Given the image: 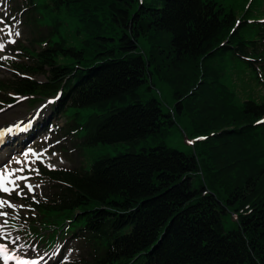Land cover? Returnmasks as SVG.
<instances>
[{"label":"trees","instance_id":"trees-1","mask_svg":"<svg viewBox=\"0 0 264 264\" xmlns=\"http://www.w3.org/2000/svg\"><path fill=\"white\" fill-rule=\"evenodd\" d=\"M23 2L37 31L0 91L31 104L60 92L54 117L93 110L71 126L80 148L130 146L89 170L43 171L54 191L35 204L26 238H73L78 264H264V99L238 103L222 79L230 58L264 77V30L243 39L242 22L214 0H45L40 20L37 0ZM59 14L82 21L79 46L50 39ZM155 81L171 91L170 112ZM173 126L195 141L189 152L135 147Z\"/></svg>","mask_w":264,"mask_h":264},{"label":"rangeland","instance_id":"rangeland-1","mask_svg":"<svg viewBox=\"0 0 264 264\" xmlns=\"http://www.w3.org/2000/svg\"><path fill=\"white\" fill-rule=\"evenodd\" d=\"M214 1L222 5L227 11H231L235 19L242 22L243 25L239 28V34L243 39L258 40L260 38L258 33L264 30V0ZM44 2L45 0H37L39 5H43ZM24 6L22 0H0V43H3L5 46L4 51L0 52V57H6V59L0 58V80L4 83H6V78L15 72L12 62L21 64L27 59L22 53L28 44L25 42H28L34 35L32 30H37L35 24L27 25L24 22V17L27 14L25 12L28 9H24L23 12L19 13L20 9ZM38 10L41 13H46L47 11L43 6H40ZM34 16L37 17L36 14ZM57 18L60 22L58 32L54 33L50 39L56 41L63 38L67 45L79 46L86 38L81 30L82 21L79 20V17L69 14H59ZM103 25L105 28H108L107 23ZM16 31L21 33L19 37L14 35ZM108 37L117 38L118 36L109 34ZM136 39L139 40L142 49L145 50L147 45L140 37H136ZM12 40L16 42L14 44L10 43ZM110 44L113 43L111 42ZM257 65L261 66V64ZM31 78L44 81L45 76L32 75ZM222 79L228 85L231 92L234 93L238 103L244 100L261 102L264 99V77L261 79L257 78L251 71L248 63L241 59L230 58L224 63ZM151 91L152 96L161 102L163 110L170 112L174 102L170 89L166 85L155 81V86L152 87ZM55 95L42 99L33 105L27 97H18L11 92L0 91V128L9 127L10 124H13L10 127H14V125H22L26 121H31L25 134L18 135L12 133L6 144L2 146L4 148L3 156H6L4 161L10 162L13 157H19L24 150L31 146L35 153H43L39 159L36 157L28 161L30 168L37 169L38 174L30 170L26 171L24 174L28 175L30 179L20 182L21 184L31 182L33 186L39 184L40 187L35 189L34 193L27 194L25 198L17 197L15 194L12 196L0 194V197L4 199L26 206L25 208H17L15 210L2 209L8 212V216L0 218V223L4 219L8 220L9 225L4 229L8 239H15L17 236L20 238L14 247L19 249L23 245V251L19 253L23 258L33 259L39 263L42 260L41 257H43L49 259L47 264H75L73 262H78L83 256V248L74 239H70L65 245H56L52 249L47 250L44 246H39L38 243H27L22 235L17 234L19 230L25 228L31 219L36 216L33 203L41 198L49 197L54 191V182L45 177L42 171L71 170L76 168L89 170L91 163L97 158L103 155L114 157L119 153L125 152L130 146L120 143L98 144L87 149L80 148L77 145V138L83 134V131L80 129L74 132L71 126L74 124L83 125L89 115L93 113V110L90 108L75 109L68 107L61 113V117H52V121L47 126V122L44 123L43 118L46 117V120L51 118L52 103H49V101L57 100ZM37 112L40 113L39 119H34V114ZM179 123L185 128L184 123ZM187 141L191 140L186 137L183 129L173 126L169 129L166 137H159L157 139L148 138L136 144L135 147L138 150L142 148L148 149L155 146L157 142H163L168 147L189 152L192 144L187 143ZM45 149H47L46 152L44 151ZM52 152L57 153V155L51 156ZM24 166L23 164L22 167ZM25 192H27L26 189ZM33 195L35 196V200L32 198ZM13 217L17 218L13 219ZM224 224L226 228L229 227V220L226 219ZM0 243H7V240L0 241ZM9 264H14V262L9 261Z\"/></svg>","mask_w":264,"mask_h":264},{"label":"snow or ice","instance_id":"snow-or-ice-1","mask_svg":"<svg viewBox=\"0 0 264 264\" xmlns=\"http://www.w3.org/2000/svg\"><path fill=\"white\" fill-rule=\"evenodd\" d=\"M237 25H239L240 21L238 20ZM235 29H233L234 31ZM15 36L19 37L21 33L19 31H16L14 33ZM15 40L10 41V43H15ZM4 44L0 43V52L4 51ZM3 59H6V57H0ZM59 97L57 96V99ZM55 101L50 100L49 103H54ZM40 113L37 112L34 114V119H39ZM258 123H264V121H260ZM31 124V121H29V125ZM14 130L23 131L24 129L20 128V125H14V127H4L0 128V154L4 153V148L2 147L7 140L10 138V135L14 132ZM197 140H204L207 139V137H197ZM195 141H187V143L192 144ZM57 143H59L57 141ZM31 151V150H30ZM45 152L47 149L44 150ZM39 159L43 153L37 152L32 153ZM29 155V152L24 153V156L27 157ZM57 153L52 152L51 156H56ZM14 162L17 165L24 164V167H12L11 163ZM53 167H55L53 165ZM32 171L36 172L38 174V170L35 168H30L29 163L26 161H22L18 158L13 157L12 161H2L0 162V194H6L8 196H12L15 194L17 197L25 198L27 194L34 193L35 189L39 188L40 185L36 184L33 186L30 183H23L30 179V177L24 173L26 171ZM25 189L27 192H25ZM33 200H35V196L33 195ZM26 206L23 204H16L10 200L4 199L0 197V218L8 216V212L3 211L2 209L8 208V209H17V208H25ZM17 217H13V219H16ZM9 225V222L7 219H4L2 223H0V241L7 240V243H0V261H2V264H9V261H13L14 264H38L36 260L33 259H25L23 258L19 253L23 251V245L19 247V249L15 248L16 242L20 239L18 236L15 237V239H8V237L5 235L4 229ZM35 250V249H33ZM43 259V257H41Z\"/></svg>","mask_w":264,"mask_h":264},{"label":"bare ground","instance_id":"bare-ground-1","mask_svg":"<svg viewBox=\"0 0 264 264\" xmlns=\"http://www.w3.org/2000/svg\"><path fill=\"white\" fill-rule=\"evenodd\" d=\"M12 125H13V124H10L9 127L12 126ZM30 150H31V151H30ZM26 152H29V155H28L27 157L24 156V153H26ZM32 153H35V152L33 151L32 146H31V147H29L28 149L24 150V151L22 152V154H21L19 157H15V158H18V159H20V160H22V161H26V162H28V161H30V160L36 158V156L33 155ZM7 156H8V155H7ZM2 157H4L3 154L0 155V162L4 161V160L6 159V156H5L4 158H2ZM41 157H42V156H41ZM11 161H12V159L10 160V162H11ZM22 165H23V164L17 165V164H15L14 162L11 163V166H12V167H22ZM30 184H31V182H30ZM1 263H2V261H0V264H1Z\"/></svg>","mask_w":264,"mask_h":264}]
</instances>
